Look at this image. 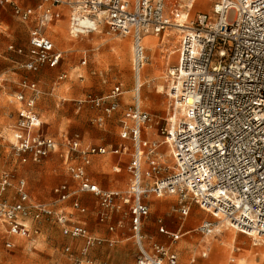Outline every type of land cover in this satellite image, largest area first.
Instances as JSON below:
<instances>
[{
	"label": "built area",
	"instance_id": "built-area-1",
	"mask_svg": "<svg viewBox=\"0 0 264 264\" xmlns=\"http://www.w3.org/2000/svg\"><path fill=\"white\" fill-rule=\"evenodd\" d=\"M195 0H190L188 9ZM11 7L22 22H32L26 60L19 67L36 73L43 67L54 68L62 60L46 30L67 11L71 38L87 36L106 29L107 33L132 37L134 86L131 102L120 119L121 139L132 142L128 171L131 180L124 190H107L94 183L86 171L93 155L119 154L120 147L93 145L82 149L77 134L67 137L66 159L69 173L76 181L71 187L61 183L54 188L51 201L32 200L26 181L10 171L0 173V190L12 188L14 200L0 199V223L11 235L29 237L33 220L54 221L70 239L83 238V253L103 241L92 237L72 213L59 203L77 195L92 193L98 198V221L106 222L119 212L130 219L137 247L134 264H175L176 254L168 246L143 243L142 219L149 215L143 197L175 195L180 216L189 214L192 204L210 213L213 219L202 221L196 231L209 237L219 230L220 221L234 230L264 242V0H210L209 11L187 12L173 22L166 13V0H0ZM189 17V20L187 21ZM177 27L180 41L177 60L168 71L170 99L163 126L140 104L141 70L148 58L143 45L147 35L158 36ZM8 50L22 53L10 44ZM1 55V53H0ZM64 76V75H63ZM1 83V78H0ZM20 91L13 94L18 104L11 126L10 141L20 164L38 163L55 150L59 143L41 129L36 102L40 90L35 80L24 76ZM120 85L106 95L85 94L78 106L90 104L100 111L95 121L104 120L119 109ZM156 133L161 139H145L142 133ZM169 146L171 162L160 152ZM142 161L147 168L142 171ZM73 208L86 211L78 200ZM159 231L172 242L181 233L165 229L158 219ZM114 227L110 226L109 230ZM257 237V238H255ZM11 247L10 242L5 243ZM71 253V247L65 246ZM209 248L206 247L203 255ZM86 263H92L91 259ZM76 264H81L79 260Z\"/></svg>",
	"mask_w": 264,
	"mask_h": 264
},
{
	"label": "rangeland",
	"instance_id": "rangeland-1",
	"mask_svg": "<svg viewBox=\"0 0 264 264\" xmlns=\"http://www.w3.org/2000/svg\"><path fill=\"white\" fill-rule=\"evenodd\" d=\"M189 3L190 0H166V13L175 23L181 17L184 18L187 12L189 15H194L197 11H209L211 7L210 0H196V2H192V7L189 10ZM0 21L2 22L0 27V74L5 81L0 88V132L3 134V138L0 137V173L7 170L12 172L16 178L24 177L32 195L51 201L55 198L52 193L54 186L63 181L71 182L67 171L68 163L66 164L63 160L65 151L63 144H60L55 153L49 154L38 164H20L15 159L10 145L13 133L11 126L15 120V108L18 106L17 103L13 102L12 96L15 92L20 91L18 81L24 70L22 71L17 64V56H10L5 51L9 43L24 45L28 38V32L34 24L18 20L11 7L4 3L0 4ZM52 29L57 30L56 28ZM62 30L69 37L64 23H62ZM181 35L180 30L173 27L157 37L148 35L152 37V44L146 36L143 38V42L147 46L145 53L148 60L145 64L148 63V67L145 70V75L148 80L145 85H141V97L144 99L141 105L144 110L152 115L154 122L158 121V126H163L168 116L170 104L168 71L177 60L176 50ZM123 42L126 44L124 47ZM71 43L70 47L64 49L57 40L56 47L63 52L64 56L62 64L55 69L42 68L40 72L33 75V79L41 90L36 107L41 121L44 122L43 129L59 138L60 142H62V134L67 132L70 134L78 133L83 142L87 144L115 145L120 141L118 115H113L112 119L108 120L105 125L100 126L95 121L99 112L87 103L78 107L76 101L88 93L101 96L117 83H122L124 94L128 96L130 102L131 90L134 86L132 38L131 36L123 37L114 33H107L104 29L101 32L72 39ZM84 50H86L87 61L86 64L80 65L81 54ZM172 50L173 53H171ZM143 68L141 70L142 77L144 76ZM62 72L66 73V78L57 81V77ZM160 84L164 85L162 91L158 90ZM165 150L166 146L162 145L161 151ZM100 158L103 162L108 161V165L98 169L95 167L94 172L100 170L107 174L106 178L102 177L103 186L115 185L114 180L120 177V174L112 171L108 157ZM165 158L166 161L169 160V157ZM108 178L112 179L111 183L108 182ZM7 190L6 194L0 190V199H11L12 190ZM163 199L170 200L171 203L161 210L159 207L151 208L149 219L154 222L157 216H163L168 228L175 230L179 218H183L176 210L179 206L178 199L176 196H167ZM86 203L89 210L92 211L94 203ZM191 206L190 215L186 218L190 220L187 224L188 228L194 227L204 218L213 219L210 213L207 214L204 210V212L201 211L202 209L199 210L194 204ZM66 211H70V209L66 208ZM90 213L87 218L93 223L94 215L90 216ZM27 219V223L30 226L33 225V231L34 228H37L38 233L32 232L29 238L18 239L12 248L5 247V235L0 227V264H76V259L81 264H85L88 259L92 261L90 264H97L95 262L101 259H108L110 262L112 256L109 255V252H114L117 247H121L124 251V253H121L122 251L118 254L114 253L116 254V261L118 260L117 263L131 264L137 254L134 240L129 238L122 239L114 243L113 246L106 245L103 253H101V247L97 250L95 248L90 249L87 252H90L91 255L84 259L81 257L78 247L73 248V250L71 248V253L65 252V245L72 240L64 237L61 227L54 221L46 219L35 221L31 216ZM221 226L220 229L223 231H219L215 235L217 247L210 252L208 251L206 257L200 255L203 236L201 237L196 232H191L172 243L170 251L177 255V264H237L238 253L241 252H243V260L245 259L243 264H247L246 260L255 259L259 253V247L264 249L262 240L258 242L259 245H253L250 236L236 232L224 222ZM231 235L234 237L231 238ZM146 240L148 241L149 237H146ZM163 243L169 245L170 239L164 236ZM192 258H195L193 262H191ZM255 260L261 261L259 256Z\"/></svg>",
	"mask_w": 264,
	"mask_h": 264
},
{
	"label": "crops",
	"instance_id": "crops-1",
	"mask_svg": "<svg viewBox=\"0 0 264 264\" xmlns=\"http://www.w3.org/2000/svg\"><path fill=\"white\" fill-rule=\"evenodd\" d=\"M67 16H68L67 15V11L64 10L63 11V17L59 21H56L54 24L50 25L48 27V29L46 30L47 36L50 37V39L53 41L55 47H56L57 40H59L61 38L59 36V33H60L59 31L62 30V23H64L66 25V30H67V33H68V17ZM24 23H31L32 24V22H24ZM1 24H2V22L0 21V27H1ZM52 28H56L57 30H53ZM29 32H30V30H29ZM29 32H28V38H29ZM60 35H62V34L60 33ZM68 36H69V34H68ZM126 36H130V35H126ZM126 36H123V37H126ZM152 36H154V35H152ZM28 38H27V41H26V43L24 45H17V44L15 45L13 43H9L8 44V45L12 44L16 48H21L22 49V53H17L16 51L8 50L7 49L8 45L6 46V51H5L6 53H8L10 56L11 55L12 56L14 55V56H17L18 57L17 64H19V63H21V62H23V61L26 60V50H27V47H28ZM69 38H71V37L69 36ZM71 39H78V38H71ZM143 45L145 47H147L144 42H143ZM57 49H59V48H57ZM132 58H133V55H132ZM63 60H64V56L62 55V60L60 61V63L58 64V66H56L54 68H49V69L58 68L62 64V61ZM86 61H87V58H86V50H84L83 53L81 54L80 65L86 64ZM43 68H48V67H43ZM132 69H133V67H132ZM22 71H23V69H22ZM38 72H40V71H38ZM38 72H36V73H38ZM36 73H30V72H26L24 70L23 71V74L21 75V77L19 79V81L24 76H28L29 78L33 79V77H34L33 75H35ZM66 76L67 75H66L65 72L60 73L59 76L57 77V81H60V80H62L64 78H66ZM79 77L82 78L81 75H79ZM0 78H1V83H0V88H1L3 86V83L5 81H4V79H3V77H2L1 74H0ZM140 78H142V74L140 75ZM33 80H35V79H33ZM19 81H18V87L20 89ZM146 82L147 81H145L144 83L141 82V85L142 86L145 85ZM116 85H120L121 86V89H122V93H121V95L118 98L119 104H120L119 109L117 111H115L113 114H111L109 117H107L102 124H98V123L97 124L100 125V126L105 125L107 123V121L110 120V119H112V116L116 114V115H118L117 122H118V128H119V132H118V135H119L120 130H121V128H120V119L122 118V115L124 113V109L131 102V100L129 102L128 96L124 94L125 91L122 88L123 87V84L122 83H117ZM112 88H110L103 95H106L107 93H109V91ZM39 90H40V88H39ZM131 92H132V90H131ZM40 93H41V90H40ZM140 98H141V96H140ZM13 102L16 103L14 101V99H13ZM36 104H37V102H36ZM140 104H141V101H140ZM17 107L15 109H17ZM78 107H80V106H78ZM36 109H37V107H36ZM98 112L100 114V111H98ZM39 117H40V115H39ZM40 123H41V129H42V131H44L46 134L52 136L59 143L58 147L55 150L51 151L50 154L51 153H55L59 149L60 144H63L64 149H65L64 155H63V160H64V162L66 164L68 163V165H67V171L69 173V170H68L69 163H75V162H78L79 160H72V161L69 162V160L66 159L67 147H66L65 141H66V138L68 136L69 137H72L75 134H77L79 136V134L78 133H71L70 134V133L64 132L62 134V136H61L62 137L61 138L62 139V142H60V139L59 138H57L56 136H53V135L49 134L46 130L43 129V123L44 122L41 121V118H40ZM2 135H3L2 132H0V137L1 138H3ZM158 137L159 136L156 133H154V132H151V133L143 132L142 133V138H145V139H158ZM11 138L13 140V135H11ZM79 139H80V147L82 149L88 148V147L93 146V145H98V144H87V143L83 142V140H82V138L80 136H79ZM119 140H120L119 143H116L115 145H112V144L101 145V146H106L108 148L118 147L119 146L120 147V153L119 154L93 155V156L90 157V162L86 165V171H87L88 175L90 176L91 180L94 183H96L100 188L107 189V190H124L127 187V185L130 182V180H131V173L128 171L127 165L129 164L130 159H131V156H132L133 145H132V142L130 140H128V139H121L120 136H119ZM162 145H165L166 146V150L165 151H161ZM159 150H160L161 153H163L165 155V157H169V160L168 161L171 162V157H170V152H169V146L167 144L163 143V144H161ZM100 157H108L112 171L114 173L120 174L119 175L120 177H118V178H116V180H114L115 185H113V186H110V185L107 186V187L103 186V181H102L103 178L102 177H105L106 178V175L107 174L104 173V172H101L100 170H97V171L95 170L96 171V173H95L94 170H93L95 167L98 169V168H104L105 166L108 165V161L103 162ZM40 162H38V163H40ZM38 163L28 162V163H25V164H38ZM146 168H147L146 162L142 161V171H145ZM69 176H70L71 182L63 181L61 183H68L71 187H74L76 185V181L74 179H72L70 173H69ZM19 178L25 179L24 177H19ZM111 181H112V179L108 178V182L111 183ZM61 183H59V184H61ZM59 184H57V185H59ZM122 185H125V186L124 187H121ZM56 186H54L52 188L53 197H56V194L54 193V188ZM7 189L12 190V197L9 200H14L15 199V192H14L13 189H11V188H5V189L1 190L2 193L3 194H6L8 192ZM26 190L29 193V196H30V198L32 200L47 201L45 199H40V198L32 195L31 192H30V190H29V187H28L27 182H26ZM167 196H175V195H165V196H162V197H155L153 195H146L142 199L143 202L145 204H147L148 207H149V215L147 217L143 218L142 219V223H141V234L143 236V243H144L145 247L147 249H149V250H150V244L151 243H159V244L168 246L170 248V246L172 245V243L177 242L181 237H183V236H185L187 234H190L191 232H196V234L200 235L196 231V227L202 221H204V220H211V219L204 218L201 221H199L194 227L188 228L187 227V224H188V222L190 220H188L186 218H187V216L190 215V211L192 210L190 208L189 214L186 217H183L182 219L179 218L178 226H177V228L175 230H171V229L168 228L167 222L165 221V218L163 216H160V215L157 216L155 218L154 222H153L152 219H149V216L151 215V210H152L151 208H153V207H159V209L161 210L163 207H168L169 204L171 203L170 200H164L163 199L164 197H167ZM75 200H78V202L80 203V205L83 206V207H85L86 211L84 213H81V212H79V211H77V210H75L73 208V202ZM86 202H88V203L89 202L94 203V209L92 211L89 210V207H88V205H87ZM178 203H179V199H178ZM194 205L198 207V205H196V204H194ZM58 207L60 209L64 210L66 213H72L73 216H74V218H75V220H77L78 222H80L88 230L89 234L92 237L97 238V239H101L103 241L101 244L95 245V246L89 248V250L90 249L93 250L94 248L97 250V249H100L99 247H101L103 249V250L101 249V253H103L104 250H105L104 247L106 245L107 246H113L114 243H117L118 241H120L122 239L125 240V239H129V238H133V240H134L133 232H132V230L130 228V219L128 217H124L121 213H119V212L112 213L111 216H110V218L106 222L100 223L98 221V212H99L98 198H97L96 195H94L92 193H84V194L77 195L75 198H70V199L64 201L63 203L62 202L59 203L58 204ZM66 208H69L70 211H66ZM198 209L201 210L200 207H198ZM195 210L196 209H194V211ZM201 211H203V210H201ZM89 213H90V216H93L94 215L93 223H91V220H89V218H87L88 215H89ZM197 214H198V212H197ZM158 219H162V224L164 225V227H165V229L167 231L173 232V233L179 231L181 233L180 237L176 241H174V242H172L170 240V244L169 245L166 244V243H163L164 242V236H166L167 238H169V237L166 234L161 233L159 231L160 224L158 223ZM27 221H28V219L25 220V224H27L29 227H32L33 225L30 226V224L27 223ZM110 226H113L114 229L113 230H109V227ZM0 227L2 228L3 233L5 235V242H4V244L6 242H10L12 244V246L9 247V248L14 247L15 246V243H16V241L18 239H27V238H29L31 236V234H30L29 237H22V236H17V235H11V234H9L7 232L5 226L2 225L1 223H0ZM155 227H156V229H155ZM221 227L222 226H220V227L218 226L217 229L222 232L223 230L220 229ZM34 229L35 230L32 231V232L38 233V229L37 228H34ZM126 232H128L129 234L126 233ZM236 232H238V231H236ZM239 233H241V232H239ZM215 235L216 234H214L212 236H209V237H202L200 235L203 238V241H202V244H201L202 250L200 252V255L202 257H206L208 255V253L206 255H203L204 249L206 247L209 248V252L213 248H216L217 247V244L215 243ZM247 236H249V235H247ZM64 237H66V236H64ZM146 237H149V240L148 241L146 240ZM233 237H234V235H231V238H233ZM66 238H68V237H66ZM251 239L253 241V245H259V243H255V239H253V237H251ZM71 240L72 241H70V243H67L65 246H68L69 245L72 248V250H73V248L75 249V247H78L81 257L84 258V259H87V257L89 258V256L91 255L90 252L89 253L87 252L86 254L83 253V247L85 245L84 239L83 238H78V239H71ZM134 243H135V241H134ZM5 247H6V245H5ZM6 248H8V247H6ZM121 251H122V248L121 247H117L114 250V252L113 251L109 252V255L112 256V260L110 262L108 261V259H106V260L101 259L100 261L95 262V263H97V264H121V263H117L118 260L116 261V256H115L116 254L120 253ZM96 253H97V251H96ZM114 253H116V254H114ZM121 253H124V251H122ZM136 256H137V254H136ZM136 256H135L134 261L131 264H134L135 263ZM258 256L261 259L260 262H257L255 260L256 257H258ZM256 257H255L254 260H251V261H247L246 260L247 264H263L264 263V249H262L261 247H259V253H257ZM77 260L78 259H76V261ZM194 260H195V258H192L191 259V262H193ZM244 260H243V252L238 253V259H237L238 263L237 264H243V261ZM175 264H177V260H176V263Z\"/></svg>",
	"mask_w": 264,
	"mask_h": 264
},
{
	"label": "bare ground",
	"instance_id": "bare-ground-1",
	"mask_svg": "<svg viewBox=\"0 0 264 264\" xmlns=\"http://www.w3.org/2000/svg\"><path fill=\"white\" fill-rule=\"evenodd\" d=\"M195 2H196V0H195ZM193 4V3H192ZM192 4H191V7H192ZM179 30V29H178ZM62 35H60V39L58 40L59 41V43L63 46V48L64 49H66V48H68V47H70L71 45H72V39H70L69 37H67V35L65 34V32L63 31V30H60L59 31ZM146 38H147V40L148 41H150L151 42V44L153 43L152 42V37H149L148 35L146 36ZM123 47L126 45L125 44V42H123ZM174 51L172 50L171 51V53H173ZM169 54V53H168ZM170 55V54H169ZM148 67V63L147 64H145V66H144V70H143V73H144V76L142 77V79H141V81L139 80V83H144L145 81H147L148 80V77L145 75L146 73H145V70H146V68ZM150 68H151V66H150ZM159 86V91H162L163 89H164V85H162V84H160V85H158ZM140 101H141V104H143V102H144V99L141 97L140 99H139ZM223 223V221H220L219 223H218V226L220 227L221 226V224ZM224 223H226V222H224ZM227 224V223H226ZM217 226V227H218ZM255 238H257V237H255Z\"/></svg>",
	"mask_w": 264,
	"mask_h": 264
}]
</instances>
